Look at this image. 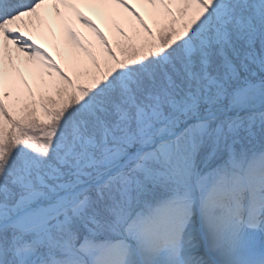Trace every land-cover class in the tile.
Wrapping results in <instances>:
<instances>
[{
	"label": "snow or ice",
	"instance_id": "6c2138e0",
	"mask_svg": "<svg viewBox=\"0 0 264 264\" xmlns=\"http://www.w3.org/2000/svg\"><path fill=\"white\" fill-rule=\"evenodd\" d=\"M0 264H264V0H0Z\"/></svg>",
	"mask_w": 264,
	"mask_h": 264
},
{
	"label": "rangeland",
	"instance_id": "374dc122",
	"mask_svg": "<svg viewBox=\"0 0 264 264\" xmlns=\"http://www.w3.org/2000/svg\"><path fill=\"white\" fill-rule=\"evenodd\" d=\"M86 14H89L87 9H85ZM93 18V17H92ZM93 19H97V18H93ZM97 24L101 27V30L104 31L103 29H109L105 24L100 25L98 23V20H96ZM58 25H54L52 27V32L55 33L56 39H53L51 37H43L40 38L42 39V47L47 48L53 55L54 58H59V56L62 54L63 52V48L60 49V45H58V40H59V26ZM110 26V25H109ZM87 38L91 39V34L86 30V29H79Z\"/></svg>",
	"mask_w": 264,
	"mask_h": 264
},
{
	"label": "bare ground",
	"instance_id": "6f19581e",
	"mask_svg": "<svg viewBox=\"0 0 264 264\" xmlns=\"http://www.w3.org/2000/svg\"><path fill=\"white\" fill-rule=\"evenodd\" d=\"M87 11H88V10H87ZM88 13H89V12H88ZM89 14H91L93 18H97L96 20H98V23H99L100 25L103 26V24H105V25L109 28V29H107V28H106V29H103V30L105 31V33L108 34L109 31H110L109 23H108L107 21L102 20V19H100L99 17H97L95 13H89ZM57 27H58V26H57ZM61 48H63L62 45H60V49H61Z\"/></svg>",
	"mask_w": 264,
	"mask_h": 264
}]
</instances>
